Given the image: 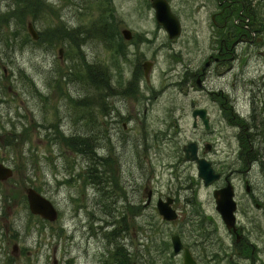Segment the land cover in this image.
I'll return each mask as SVG.
<instances>
[{"label":"rangeland","instance_id":"374dc122","mask_svg":"<svg viewBox=\"0 0 264 264\" xmlns=\"http://www.w3.org/2000/svg\"><path fill=\"white\" fill-rule=\"evenodd\" d=\"M24 1L0 0V164L13 169L0 181V264H177L170 237L178 223L165 222L154 202L138 206L136 217L121 215L114 176L121 171L122 181L128 180L123 169L145 154L156 170L150 188L166 193L171 173L162 163L173 159L174 142L162 139L196 137L190 103L222 125V96L209 91L223 90L244 114L253 102L263 111L264 0H248L249 13L233 15L232 23L244 24L234 29L235 37L244 32L252 41L236 47L226 78L207 68L203 89L196 74L220 31L212 25L214 0H170L183 25L176 39L157 22L151 0ZM30 21L39 40L28 32ZM145 61L153 62L149 80ZM124 96H131L139 119L120 127L111 141L101 134L102 108L120 106ZM145 134L153 146L143 154L142 142L136 149L135 141ZM112 142L118 160L108 157L103 167L100 159ZM132 170L144 184L138 163ZM29 188L53 202L56 221L31 212ZM143 189L137 198L145 203Z\"/></svg>","mask_w":264,"mask_h":264},{"label":"flooded vegetation","instance_id":"af4514ba","mask_svg":"<svg viewBox=\"0 0 264 264\" xmlns=\"http://www.w3.org/2000/svg\"><path fill=\"white\" fill-rule=\"evenodd\" d=\"M213 3L215 11L211 16L212 25L220 31L213 33L214 48L204 67L196 74L200 89L205 88L204 79L209 72L207 68L211 72L215 71L217 77L226 78L227 72L234 67L230 63L237 58L236 47L250 40L244 37V32L235 37L234 29L244 24H239L237 19L231 22L235 13L239 17L249 13L251 5L248 0H214ZM220 16H223V21L219 19ZM117 82L118 77L115 86ZM209 92L222 96L219 100L224 121H220L222 125L209 115L206 108L191 102L190 106L194 107L193 127L198 132L196 137L185 143L175 142L166 136L162 139L174 142L173 159L162 163V170L171 173L168 191L162 193L155 191L154 187L150 188V180L156 178V170L154 166L148 165L151 158L144 154L153 146V140L152 144L149 143L148 135L145 134L135 141L136 149L138 142H142L144 157L139 156V161L131 162L126 170L123 169L131 177L123 182L121 171H117V179L114 176V202L119 204L121 215L130 217L139 214L138 206L143 209L154 202L156 211L165 222L178 223L177 233L170 237V248L174 256L179 258L177 264H264V109L262 111V107L252 100V106L245 109L250 111L244 114L236 108L233 99L225 96L223 90ZM120 102V106L115 103L110 111L102 108L106 119L101 134L105 138L110 137L111 141L114 132L118 133L122 126L128 129L129 123L137 120L139 115L135 112L131 96H124ZM124 106H128L127 113H124ZM198 110H205V116L194 115ZM232 128L236 130L235 134L230 132ZM156 141L161 142L159 139ZM127 142L130 143L129 137ZM112 143L110 154L100 159L103 167L108 157L117 159L113 154L115 143ZM190 144H194L195 149L190 151V155H195L193 160L187 158L185 150ZM109 163L111 170L112 165L117 164L115 159L109 160ZM137 163L140 175L145 179L144 184L139 183L137 175L133 173L132 167ZM141 189L143 194L147 193L145 203L137 198ZM106 194L107 198L111 196L109 191ZM121 199L124 205L119 203ZM181 200L183 206H180ZM161 202L169 203L177 211L175 220L164 219L159 211ZM230 212L234 216L232 225H228L225 218V214ZM174 236L180 240L181 249L178 252L174 250ZM187 256L192 262L187 261ZM135 263L138 264H132Z\"/></svg>","mask_w":264,"mask_h":264},{"label":"water","instance_id":"95a60500","mask_svg":"<svg viewBox=\"0 0 264 264\" xmlns=\"http://www.w3.org/2000/svg\"><path fill=\"white\" fill-rule=\"evenodd\" d=\"M152 6L155 10L156 19L159 25L163 26L171 39L178 38L182 34V23L180 18L173 12L171 5L168 0H151ZM28 31L32 37L37 40L39 39V33L37 32L32 21L28 23ZM124 38L129 40L132 38V32L129 29H123L122 31ZM60 53L63 50L60 49ZM153 62L145 61L144 72L147 80L150 78V72L152 69ZM201 114L205 116V110H198L194 112V115ZM187 158L193 160L195 155H190V151L195 150L194 144H190L188 149H186ZM13 175V169L4 164H0V181H6ZM28 202L30 210L33 214L41 216L42 218L49 221H56L59 212L53 202L44 196L41 192L35 188H29L27 191ZM227 206V204H225ZM159 211L166 220H175L177 218L176 211L167 202L159 203ZM231 213V212H230ZM226 223L233 224L234 216L233 214H225ZM173 244L175 252L181 249V244L178 236L173 237ZM17 250V246L14 247ZM188 257V256H187ZM188 262H192L187 258ZM136 264V263H135Z\"/></svg>","mask_w":264,"mask_h":264},{"label":"trees","instance_id":"16d2710c","mask_svg":"<svg viewBox=\"0 0 264 264\" xmlns=\"http://www.w3.org/2000/svg\"><path fill=\"white\" fill-rule=\"evenodd\" d=\"M28 2V0L24 1L23 3L26 5V3ZM26 7V6H25ZM27 8V7H26ZM97 85V84H96ZM81 139V138H80ZM89 141V143L91 142L90 140H87V142Z\"/></svg>","mask_w":264,"mask_h":264}]
</instances>
